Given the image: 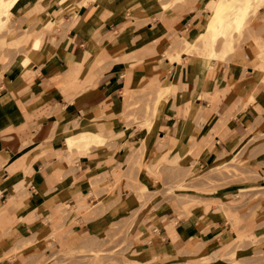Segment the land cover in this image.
Masks as SVG:
<instances>
[{"label": "crops", "instance_id": "crops-1", "mask_svg": "<svg viewBox=\"0 0 264 264\" xmlns=\"http://www.w3.org/2000/svg\"><path fill=\"white\" fill-rule=\"evenodd\" d=\"M173 2L25 3V23L39 26L26 39L41 38L44 7L62 28L41 38L45 61L11 72L16 58L0 77V264H92L96 252L97 264L228 263L210 258L234 238L229 222L201 205L179 215L167 189L191 171L201 186L235 153L264 169V140L251 144L264 128L263 71L186 52L177 39L195 35L213 0L165 11ZM157 88L170 92L147 128Z\"/></svg>", "mask_w": 264, "mask_h": 264}, {"label": "rangeland", "instance_id": "rangeland-1", "mask_svg": "<svg viewBox=\"0 0 264 264\" xmlns=\"http://www.w3.org/2000/svg\"><path fill=\"white\" fill-rule=\"evenodd\" d=\"M28 1L15 0L14 3L8 1L0 6V17L5 21L2 24L0 23V66L3 65L0 77H2V72L7 70L19 55L25 53L30 48L33 39L26 38L30 35L32 37L34 35L36 36L35 32L39 28L38 24L28 25L25 23L26 20L23 13L26 12V8L29 6L25 5ZM60 1L63 2V0ZM173 1V3L164 7L165 11H172L171 7L178 0ZM218 2L223 3L228 12L231 10L233 3L235 5L238 4L245 10V13H243L237 22H235L232 16H227V20L231 21L233 25L229 34L232 41V48L229 50L223 49L225 38L221 37L214 46L217 55H208L204 50L206 44L203 42V35L206 33L205 31L209 24L215 20L216 5ZM203 11L205 13L204 23L198 28L195 35L187 37L190 38V43H187L185 39H177L176 44L183 45L185 41L184 50L190 54L200 56L202 58L201 60L209 65L214 66L215 63H220L223 65L231 64L242 66L246 73V68L250 66L255 68L256 71L259 69L262 70L261 75L264 76V0H213L209 7L203 9ZM39 12H42L40 19H46L44 23L47 27L40 28L39 34L37 35L44 40L45 45L50 42L46 37L54 29H61L62 26L52 20L51 15L46 11L45 7L41 8ZM29 13L27 12V14ZM44 13H47V15L45 16ZM135 16L145 17L146 15L137 14ZM2 18L0 19L2 20ZM50 22L52 23L49 26L48 24ZM237 25H239L238 28H236ZM251 55H256V65L248 59ZM168 56L171 61L175 60L172 56ZM257 64H261L262 66L259 67ZM261 80L264 81V77ZM157 89L158 93L150 95V99L153 98V107L149 104L146 106L147 120L144 126L147 128L153 126L152 118L156 116L160 102L166 99L165 94L170 92L168 89L162 91L159 88ZM138 106V108H141L140 103ZM261 129L260 132L264 133V128ZM262 133L259 136L251 137V144L256 145L259 140L263 141L264 134ZM86 146L88 145L84 147L75 145L74 147L84 149ZM252 156L254 155L251 153H235L233 158H228L227 164H219L206 175L194 180L193 182L202 183L199 187H196V184H191L187 180L189 177L194 176V171H191L189 175L181 178L177 184L167 189V193L173 198V206L179 211L181 210L180 207L182 208V212L179 215L189 213L196 205L205 207L206 211L215 208L216 218H225L231 225V230L236 233L234 238L231 235L229 236L228 240L230 243L223 250L213 254L210 260L217 261L222 258L227 259V264H264V187L258 183V181L264 178V169L253 165L251 162ZM231 185L238 187L239 193L237 196L228 198V200H210L207 198L212 195L214 196L219 189ZM158 195H160V192H158ZM196 195L206 197V201L193 200ZM217 241L218 238H215L214 242L216 247L220 246ZM99 253L96 252L92 256L95 257L94 260L91 259L92 264H97L100 257ZM118 253L119 251H114L109 253V255L116 256ZM63 255L67 258L71 254L63 253ZM123 257L128 262L125 255ZM54 261L55 258L47 259V262H50L49 264H52ZM45 263L42 262L40 264Z\"/></svg>", "mask_w": 264, "mask_h": 264}, {"label": "bare ground", "instance_id": "bare-ground-1", "mask_svg": "<svg viewBox=\"0 0 264 264\" xmlns=\"http://www.w3.org/2000/svg\"><path fill=\"white\" fill-rule=\"evenodd\" d=\"M8 1H10L11 3L15 2V0H0V6ZM233 4L231 5L232 7L229 12L227 11V8L224 7L223 3L218 2L217 5L215 4L216 5L215 20L211 24H209V26L207 27V30L205 31L206 33L203 35L204 36L203 42L204 44H206L204 47V50L207 52L208 55H213V54L217 55V52L215 51L214 46L216 42L218 41V39L221 37L225 38L224 43H223V49L229 50L230 48H232V41H231V38L229 37V34H230L231 29L233 28L232 27L233 25L231 21L227 20V16H232L235 19V22H237L240 20L243 13H245V10H243L240 7V5L238 4L233 5ZM165 5H168V4H164V6ZM0 23L1 24L3 23L1 19H0ZM238 27L239 25L236 26V28ZM189 39L190 38L185 39L187 43H190ZM44 52H45V48H43V42L41 38H36V40L32 42V45L30 46L28 51L25 54H22L17 57V60L14 63L11 69V72H17L18 70L22 69L23 67L27 66L29 63L33 61L38 62V61L46 60V56ZM172 57L175 59L179 58L178 54ZM257 66L260 67L262 65L257 64ZM102 141L103 140H101V142Z\"/></svg>", "mask_w": 264, "mask_h": 264}]
</instances>
